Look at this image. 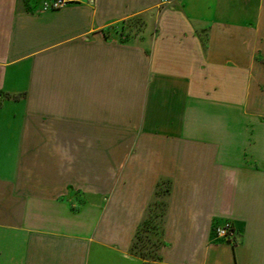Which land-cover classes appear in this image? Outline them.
Wrapping results in <instances>:
<instances>
[{"label":"crops","instance_id":"0c3cea01","mask_svg":"<svg viewBox=\"0 0 264 264\" xmlns=\"http://www.w3.org/2000/svg\"><path fill=\"white\" fill-rule=\"evenodd\" d=\"M64 1L0 0V264H264V0Z\"/></svg>","mask_w":264,"mask_h":264},{"label":"rangeland","instance_id":"374dc122","mask_svg":"<svg viewBox=\"0 0 264 264\" xmlns=\"http://www.w3.org/2000/svg\"><path fill=\"white\" fill-rule=\"evenodd\" d=\"M141 26L142 21L136 18L128 23L122 24L120 30L134 32L139 30ZM117 29L119 30V26ZM164 194L165 185H159L130 246V250L133 253L146 260L155 258L157 249L160 246L159 230L165 206Z\"/></svg>","mask_w":264,"mask_h":264},{"label":"built area","instance_id":"2783aa9c","mask_svg":"<svg viewBox=\"0 0 264 264\" xmlns=\"http://www.w3.org/2000/svg\"><path fill=\"white\" fill-rule=\"evenodd\" d=\"M44 7L48 9H59L65 4L64 0H42ZM212 234L214 238L221 242L231 243L234 240V229L229 221H224L213 226Z\"/></svg>","mask_w":264,"mask_h":264},{"label":"trees","instance_id":"16d2710c","mask_svg":"<svg viewBox=\"0 0 264 264\" xmlns=\"http://www.w3.org/2000/svg\"><path fill=\"white\" fill-rule=\"evenodd\" d=\"M135 254V253H134ZM137 255V254H136ZM139 256V255H138Z\"/></svg>","mask_w":264,"mask_h":264}]
</instances>
